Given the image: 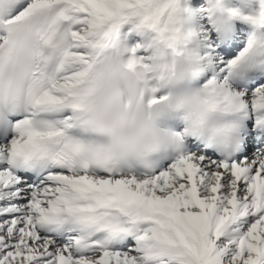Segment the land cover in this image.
Returning a JSON list of instances; mask_svg holds the SVG:
<instances>
[{"label":"snow or ice","instance_id":"6c2138e0","mask_svg":"<svg viewBox=\"0 0 264 264\" xmlns=\"http://www.w3.org/2000/svg\"><path fill=\"white\" fill-rule=\"evenodd\" d=\"M0 264H264V0H0Z\"/></svg>","mask_w":264,"mask_h":264},{"label":"rangeland","instance_id":"374dc122","mask_svg":"<svg viewBox=\"0 0 264 264\" xmlns=\"http://www.w3.org/2000/svg\"><path fill=\"white\" fill-rule=\"evenodd\" d=\"M237 50H238V49H237ZM238 51H240V49H239ZM238 51H237V52H238Z\"/></svg>","mask_w":264,"mask_h":264},{"label":"bare ground","instance_id":"6f19581e","mask_svg":"<svg viewBox=\"0 0 264 264\" xmlns=\"http://www.w3.org/2000/svg\"><path fill=\"white\" fill-rule=\"evenodd\" d=\"M238 50H239V49H238ZM238 50H237V51H238ZM238 52H239V51H238ZM238 52H237V53H238Z\"/></svg>","mask_w":264,"mask_h":264}]
</instances>
